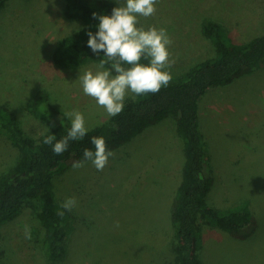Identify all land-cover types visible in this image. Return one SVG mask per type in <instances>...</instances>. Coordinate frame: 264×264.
Wrapping results in <instances>:
<instances>
[{"label":"rangeland","instance_id":"374dc122","mask_svg":"<svg viewBox=\"0 0 264 264\" xmlns=\"http://www.w3.org/2000/svg\"><path fill=\"white\" fill-rule=\"evenodd\" d=\"M111 1L114 8L121 6ZM66 5V0H8L0 11V106L35 137L49 126L34 107L39 93L59 119L71 122L64 113L77 110L90 128L110 118L84 94L79 79L86 71H98L100 60L76 67L54 60L59 40L82 24L65 13ZM155 7L153 16L138 17L137 27L167 30L175 63L165 70L173 76L215 53L201 29L206 18L219 21L235 40L264 33V0H158ZM200 115L215 178L208 200L219 208L245 204L257 221L244 239L202 222V262L264 264V64L209 89L200 100ZM113 153L102 171L86 161L82 168L71 164L54 174L58 202L77 201L68 211L62 256L47 255L46 228L38 217L39 203L32 200L0 224L2 262L175 264L171 214L185 160L175 120L150 125ZM18 158V148L0 133V174ZM25 226L31 239H25Z\"/></svg>","mask_w":264,"mask_h":264},{"label":"trees","instance_id":"16d2710c","mask_svg":"<svg viewBox=\"0 0 264 264\" xmlns=\"http://www.w3.org/2000/svg\"><path fill=\"white\" fill-rule=\"evenodd\" d=\"M8 0H0V11ZM65 13L82 24L64 35L54 51V60L61 66L76 67L90 60H101L87 46V33L98 31L97 16L111 15V0H66ZM201 29L212 42L215 53L192 65L180 75H172L167 87L156 94L131 96L124 100V109L117 116L88 128L83 140L70 141L61 155L52 145L43 143L54 135L53 143L65 137L71 122L59 119L43 93L36 96L34 107L48 122L47 131L39 137L25 132L19 119L0 106V133L18 148L19 158L6 172L0 174V224L13 219L27 201L39 203L38 217L46 228L44 247L51 259L65 252L64 239L71 215L61 209L54 190V174L75 161L84 159L85 149L95 151L92 137H103L107 149L114 152L131 141L150 125L173 118L177 133L183 140L185 160L172 206L173 249L175 264H203L201 223L218 227L239 238L248 237L256 226V217L247 205L219 208L210 203L208 194L215 178L201 126L200 100L209 89L231 83L264 64V33L247 40L232 39L223 25L206 18ZM140 63L148 64L142 59ZM127 68L128 65L124 64ZM110 68L111 64H106ZM113 74L116 73L113 71ZM58 211H65L60 217ZM0 264H4L0 256Z\"/></svg>","mask_w":264,"mask_h":264},{"label":"clouds","instance_id":"9594fccd","mask_svg":"<svg viewBox=\"0 0 264 264\" xmlns=\"http://www.w3.org/2000/svg\"><path fill=\"white\" fill-rule=\"evenodd\" d=\"M158 0H117L121 6L115 7L112 14L97 16L98 31L87 33L89 39L87 46L93 53L105 54L100 60L98 71H86L79 76L84 94L93 98L98 106L104 108L108 116L114 117L124 109V100L128 93L134 96L156 94L161 88L167 87L172 75L170 69L175 63L170 60L169 46L172 40L165 28L150 27L145 30L137 27L138 17H150L156 13ZM142 59L148 64L140 63ZM110 68H105L106 64ZM128 65L125 68L122 65ZM116 75H112V72ZM64 116L71 120V127L65 137L53 143L55 136L49 135L43 140L44 144L52 145V151L61 155L69 147L70 141L83 140L88 128L82 113L77 110L65 112ZM45 128L49 129L48 126ZM91 143L95 151L85 149L82 161H75L74 169L82 168L86 161H91L97 171H102L114 153L107 149L103 137H92ZM77 206L74 197L67 198L61 209L72 211ZM57 215L63 217L65 211H58ZM25 239H31V232L27 226L24 230Z\"/></svg>","mask_w":264,"mask_h":264}]
</instances>
